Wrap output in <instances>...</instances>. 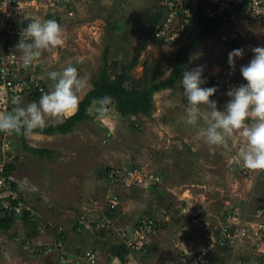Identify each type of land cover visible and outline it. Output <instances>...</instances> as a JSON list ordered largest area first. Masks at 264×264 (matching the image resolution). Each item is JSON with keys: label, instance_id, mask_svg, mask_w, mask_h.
Segmentation results:
<instances>
[{"label": "rangeland", "instance_id": "obj_1", "mask_svg": "<svg viewBox=\"0 0 264 264\" xmlns=\"http://www.w3.org/2000/svg\"><path fill=\"white\" fill-rule=\"evenodd\" d=\"M73 3L75 19L61 23L67 36L65 44L46 53L48 61L53 62V71L60 72L71 64L86 80V86L78 92L80 102L93 88L106 52L112 78L122 68L128 71L135 64L131 77L145 78L152 84L170 76L177 52L189 42V36H183L174 44H153L156 26L152 30L147 21L162 12L159 0H73ZM257 46H264V31L243 19L242 23H228L222 34L203 42L191 59L198 58L204 70L215 64L241 74L240 67L250 61L252 49ZM239 48L244 50V55L230 67L228 53ZM127 86H134V82L127 81ZM214 95L210 99L216 100L217 107L222 109L229 98ZM186 107L179 84L154 95L149 117L122 118L112 109L102 118L95 112L92 120L68 135L28 134L27 145L34 150H48L49 156L25 150L18 138L0 137V168L15 167L13 173L24 211H31L37 220L39 235L34 240L37 248L51 247L56 232L65 230L69 236L84 214L93 223L94 214L104 212L109 192L118 190L105 179L110 180L113 170L127 169L132 164L144 169L142 176L154 189L138 188L131 193L120 188L123 201L119 209L123 216L116 222L118 227L136 224V218L150 208L171 211L174 216L173 223L162 229L159 240L150 246L147 256L135 258L133 264H179L180 249L201 245L209 239L205 234L215 233L224 224L223 216L232 210L245 213L248 209L253 223L258 200L264 195V176L249 180L236 170L227 169L228 157L239 160L243 138L236 132L226 136V145L210 149L200 135L208 123L203 114L209 109L202 106L201 119L189 125ZM61 119L63 115L46 117L47 126ZM183 209L191 215L199 211L201 219L195 226L196 233L188 226L190 219L180 213ZM259 222L264 223V219ZM30 233L35 232L21 220L10 231H0V264H62L57 252L35 256V250L29 246ZM261 240L260 253L251 248V242L255 241L247 240L237 253H218L219 256L211 259L216 264L251 261L264 264V237ZM101 242L98 238L97 247H102ZM104 256L105 260L107 256Z\"/></svg>", "mask_w": 264, "mask_h": 264}, {"label": "built area", "instance_id": "obj_2", "mask_svg": "<svg viewBox=\"0 0 264 264\" xmlns=\"http://www.w3.org/2000/svg\"><path fill=\"white\" fill-rule=\"evenodd\" d=\"M165 18L155 29L154 35L158 39L167 42H176L184 36L190 34V21L195 19L198 22V14L203 12L212 19L217 15L228 17L231 23H242L243 19L257 25L264 31V0H159ZM73 0H0V113L11 110L16 105L11 103L16 96L22 98V102L32 95L41 94L52 87V81L48 78V73L53 71V62L48 61L46 51L42 52L40 58L28 68H25L20 59V52L15 50V45L21 38L24 28L31 20L55 19L60 24L64 20H74L75 11ZM232 12H236L235 15ZM226 27V26H225ZM190 37V36H189ZM188 37V38H189ZM201 65L198 58L190 59L189 68ZM206 86H217L216 95L226 96V92L235 86L246 83L242 75L233 68H223L218 65H211L204 70ZM109 110V109H108ZM107 110V111H108ZM106 111V112H107ZM109 112V111H108ZM111 135L109 134L108 137ZM235 146V145H234ZM227 169H237L239 174L249 180H258L264 176V170H251L243 167L237 157L227 158ZM144 169L141 167L133 169L117 168L113 170L109 177L113 187L118 190L110 191L107 204H105L104 216L107 212L115 211L121 205L123 198L120 188L131 190L132 188L154 189L150 183L142 176ZM159 181H155L157 186ZM18 181L14 173L8 172L2 166L0 168V215L2 217L12 215L21 217L24 213L22 199L19 198ZM17 201V205L13 202ZM156 215L143 214L138 216L136 224L127 227H118L109 219L92 223L87 215L80 217L84 228L92 236L98 237L100 231H108L115 234L122 241V244L129 251L128 262L135 258H145L150 252L152 242L159 237L162 232V225L170 226L174 221V216L168 214L166 210L154 209ZM182 216L189 218V228L196 231L200 218L197 214H190V211L183 209ZM242 215L240 219L239 216ZM178 216V212H177ZM180 216V214H179ZM192 218V219H191ZM254 221L250 223L249 210L239 213L232 210L228 213V219L216 232L209 231L205 240L196 248H181L179 254V264H212L213 257L219 256L223 250L230 254L237 253L245 246L247 240L251 242V248L260 253V243L264 237V223L259 220L264 219V209L258 208L254 215ZM79 220V221H80ZM79 231H82L79 229ZM196 233V232H195ZM194 233V234H195ZM260 242H259V241ZM55 242V241H54ZM63 242H55L51 247L44 250V254L63 250ZM28 248V247H26ZM62 264H122L119 259L107 256L104 260V253L99 249L87 250L83 254L75 256L64 253L59 256ZM109 259L107 260V258ZM246 264H254L253 261Z\"/></svg>", "mask_w": 264, "mask_h": 264}, {"label": "clouds", "instance_id": "obj_3", "mask_svg": "<svg viewBox=\"0 0 264 264\" xmlns=\"http://www.w3.org/2000/svg\"><path fill=\"white\" fill-rule=\"evenodd\" d=\"M66 39L65 29L57 20H31L23 29L15 50L20 52L22 64L28 68L41 57L42 52L62 47ZM252 53L250 61L240 67L246 83L226 92L229 100L222 109L217 107L216 100L210 99L217 92V86H205L202 65L185 70L181 86L187 101L189 125H195L201 119L202 106L209 109L202 117L208 122L207 126L200 131L209 148L226 145V136L238 132L244 141L238 153L243 167L264 170V46L254 47ZM243 55L242 48L230 51L229 66L234 67L235 60ZM47 75L53 82L52 87L42 92L38 100L24 105L22 98L16 96L11 101L16 106L0 113V132L28 135L34 130L44 129L48 125L46 117L62 116L78 109V92L87 83L78 69L70 64L60 72L51 71ZM110 99L105 96L95 102L98 117L104 116Z\"/></svg>", "mask_w": 264, "mask_h": 264}, {"label": "trees", "instance_id": "obj_4", "mask_svg": "<svg viewBox=\"0 0 264 264\" xmlns=\"http://www.w3.org/2000/svg\"><path fill=\"white\" fill-rule=\"evenodd\" d=\"M161 8V7H160ZM162 10V8H161ZM165 18V14L163 12L156 13L152 18L150 17L147 21V25L151 27L153 30L154 27L159 26L162 24L163 20ZM231 23L228 19V17H225L223 15H217L214 18L210 19L207 17L206 14L203 12H200L198 14V22L195 19H192L190 21V34H189V42L185 45H183L180 50L177 52L175 56V60L173 62V68L171 70L170 76L164 80L159 82H153L152 84H149L148 81L144 78L143 80H134L131 75L130 71L134 67L135 64H131L128 67V71L124 68H122V71L116 73L114 75V78H112V75L109 69V60H108V52L105 53L103 58V68L99 72L98 76L94 78L92 86L93 88L84 96L83 100L80 102L79 107L77 111L67 118L63 123L60 124H52L44 129L40 130H34L30 134H42L45 136H53L57 134L62 135H68L72 131H74L79 125L86 121L92 120V116H96V101H98L100 98L108 96L110 97V103L108 105V109L111 111L112 109L122 116V118H134L140 115L149 117L152 115L153 112V101H154V95L156 93H159L161 91L170 90L176 88L177 85L180 84L181 86V79L182 74L185 70L190 69L189 63L192 55L196 51L198 47H200L203 42H205L207 39H210L216 34H222L225 26ZM155 27V29H156ZM153 44L155 45H170L174 44V42H167L162 39H158L153 37ZM181 40V39H180ZM136 63V62H134ZM118 67V64L116 65ZM132 80L134 82V86L128 87L127 81ZM206 86V85H205ZM48 88L46 91H49ZM181 90L183 92L182 86ZM41 94H36L29 96L27 99H29L30 102L36 101L40 98ZM215 96V95H214ZM223 98V97H222ZM225 99L229 97H224ZM138 129V128H137ZM9 134L0 132V137L8 136ZM10 136L14 138H18L20 142L22 143V147L30 152L33 153H39L41 156H49L51 154L48 150H34L30 148L27 145L26 137L27 135H24L22 133L16 134L13 133ZM138 164H132L127 169H133L137 168ZM7 171L13 173L15 171V167L12 165L7 166ZM236 172H238L237 169H235ZM239 173V172H238ZM107 174V172H106ZM105 177V176H104ZM112 183L111 179H105ZM137 188H132L131 193L136 192ZM123 198V196H122ZM17 201L13 202L14 205H17ZM258 208L264 209V195H262L258 200ZM257 208V209H258ZM161 208H158L160 210ZM168 214H171V211H167ZM157 212H154L152 208H150L145 214L147 215H156ZM95 215V222L102 221L104 219V216L106 219H109L113 224H116L118 220L123 216L122 212L119 208H117L115 211L107 212L103 216L101 213L94 214ZM201 216H197V218H200ZM192 219V218H191ZM228 219V214H225L222 218V222L225 224ZM17 220H21L26 227H31L35 233H30L29 238L31 241V244L29 246L33 248L34 255H43L45 248L41 247L37 248L36 242H34L35 237L39 235L37 226H36V219L34 218V215H32L31 211H24L23 215L21 217L17 216H4L0 217V231L6 232L10 231ZM168 226L166 224L162 225V229H166ZM81 229L82 231H79ZM71 233L77 234V236L82 237L85 235H89V239L91 242H83L81 245L70 248L68 247V237L65 230H63L60 233H55V242H63V250L58 252V256L64 255V253H69L72 255L73 261L76 260L75 256L83 254L87 250H95V248H99L96 246L97 239L99 238L102 244V247L100 246L101 251H104L103 253L106 256H112L120 260L122 264H126L128 262V256L129 251L125 248V246L122 244V241L119 239V237L115 234H112L108 231H100L98 234V237L92 236L88 231L84 228L83 223L81 221H78L75 223V226L73 228V231ZM218 235V232H216ZM97 238V239H96ZM54 242V243H55ZM91 243V244H90ZM95 243V244H94ZM100 243V242H98ZM93 244V245H92ZM99 248V249H100ZM29 249V247H28ZM47 249V248H46ZM223 252L228 253V251L223 250ZM109 257L107 258V260ZM212 263L216 264L215 260L212 259Z\"/></svg>", "mask_w": 264, "mask_h": 264}, {"label": "crops", "instance_id": "obj_5", "mask_svg": "<svg viewBox=\"0 0 264 264\" xmlns=\"http://www.w3.org/2000/svg\"><path fill=\"white\" fill-rule=\"evenodd\" d=\"M24 104H26V101L25 102H23ZM77 111V110H76ZM75 111V112H76ZM75 112H73V113H71V114H65V115H63V119H67V118H69L70 116H72ZM63 119H61V122H55L54 124H60V123H63L65 120H63ZM47 127V126H46ZM35 134H37V133H35ZM55 136H64V135H62V134H57V135H53V136H51V137H55ZM49 137V136H48ZM162 233V232H161ZM71 236V237H70ZM85 236H89V235H85ZM85 236H82V237H79V236H77V234H75V233H71V234H69V236H67L68 237V240L70 241V242H68V247H70V248H74V247H77L78 245L80 246L81 245V243H83V242H91V240L89 239V237H85ZM158 239V238H157ZM157 239H155L153 242H152V246L154 245V243H155V241L157 240ZM159 240V239H158ZM185 243H187V242H185ZM91 244V243H90ZM95 244V243H94ZM93 245V244H92ZM97 246V245H96ZM191 247V246H190ZM134 261V259H131L130 261H129V264H133L132 262Z\"/></svg>", "mask_w": 264, "mask_h": 264}]
</instances>
